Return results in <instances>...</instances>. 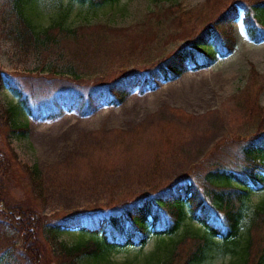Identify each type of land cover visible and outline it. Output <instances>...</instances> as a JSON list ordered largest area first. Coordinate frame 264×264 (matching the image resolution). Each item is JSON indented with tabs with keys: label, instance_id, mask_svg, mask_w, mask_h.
<instances>
[{
	"label": "rangeland",
	"instance_id": "obj_1",
	"mask_svg": "<svg viewBox=\"0 0 264 264\" xmlns=\"http://www.w3.org/2000/svg\"><path fill=\"white\" fill-rule=\"evenodd\" d=\"M172 2L193 8L205 0H120L102 7L71 0H37L34 20L47 26L54 15L65 10L68 24L75 29L83 26L88 30L86 34H101L108 51L91 54L82 66L84 76H99L110 70L147 64L151 57L162 56L175 45L164 44L165 32L158 38L150 37L154 28L147 31L152 44L141 55L123 53L125 40L112 42L113 38H123L122 28L140 25L151 10ZM15 17L13 0H0L1 207L5 202L42 208L48 215L115 214L120 211L121 200L178 180L208 158L219 144L227 142L228 147L254 131V124L247 122L235 97L249 83L252 66L264 81V42L256 43L249 37L242 12L232 23L233 50L212 66L197 71L188 69L173 81H160L156 88L149 84L138 86L122 104L103 103L86 115L73 110L43 120L25 109L21 118L28 127L24 134L14 131L4 114L5 108L18 104L22 98L13 86L22 88L31 106L51 104L56 95L81 89L72 75L46 73L50 66L64 70L71 65L70 48H66L60 32L53 31L56 42L50 41L42 49L18 46ZM113 33L117 34L113 37ZM140 56L141 61H137ZM74 66L80 69L81 64ZM79 82L84 87L86 80ZM259 98L264 105V83ZM34 165L42 172L44 203L29 187L26 168ZM262 195L264 192L255 195L253 201ZM77 238V232L62 234L69 243ZM42 241L47 255H54L49 241L43 236ZM157 242V236H150L144 248L115 252L110 259L118 264L136 262L156 251ZM194 247V242L187 241L183 244L184 254L187 248ZM235 259L236 256L227 255L202 264H231Z\"/></svg>",
	"mask_w": 264,
	"mask_h": 264
},
{
	"label": "trees",
	"instance_id": "obj_2",
	"mask_svg": "<svg viewBox=\"0 0 264 264\" xmlns=\"http://www.w3.org/2000/svg\"><path fill=\"white\" fill-rule=\"evenodd\" d=\"M71 1L102 7L120 0ZM35 5L37 0H13L15 41L18 46L39 50L50 41L56 42L53 31L60 32L66 48H70L71 65L64 70L50 66L46 73L72 75L81 89L60 93L51 104L31 106L22 88L13 86L22 98L5 108L4 114L11 128L23 134L28 127L21 118L25 109L43 120L73 110L86 115L103 103L122 104L138 86L156 88L160 81H173L188 69L212 66L233 50L232 23L241 12L249 37L256 43L264 42V0H205L193 8L172 2L151 10L140 25L122 28L123 38L112 40H125L123 53L141 55L152 44L147 31L154 28L150 37L167 33L164 44H175L171 49L144 65L84 76L86 58L108 51L105 38L86 34L83 26L75 29L68 24L65 10L54 15L47 26H40L34 20ZM78 62L80 69L74 66ZM249 79L235 100L245 111L247 122L254 124V131L228 147L227 142L219 144L178 180L121 200L119 212L48 215L42 208L4 202L0 206V264H118L110 259L113 253L144 248L150 236L158 237L157 250L124 264H202L227 255L236 256L231 264H264V195L253 201L255 195L264 192V105L259 98L264 81L254 66ZM80 80H86L84 87L78 84ZM26 173L30 190L44 203L39 167L28 166ZM70 231L78 233L73 243L62 239V234ZM42 236L54 255H47ZM187 241L194 242L195 247L187 248L184 254Z\"/></svg>",
	"mask_w": 264,
	"mask_h": 264
}]
</instances>
